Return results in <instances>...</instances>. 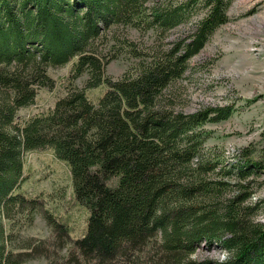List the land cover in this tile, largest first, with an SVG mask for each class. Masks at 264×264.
<instances>
[{
  "label": "trees",
  "instance_id": "trees-1",
  "mask_svg": "<svg viewBox=\"0 0 264 264\" xmlns=\"http://www.w3.org/2000/svg\"><path fill=\"white\" fill-rule=\"evenodd\" d=\"M229 5L0 0V264H264V222L257 219L259 205L250 203V178L264 160H251L244 149L223 161L206 148L205 126L227 118L230 107L186 113L173 100L190 62L229 22ZM128 29L151 31L156 41L142 48L119 35ZM122 55L135 59V67L109 77L108 65ZM68 64L64 93L18 121L40 90L55 87L50 71ZM84 76V87L76 86ZM100 87L101 96L87 92ZM47 149L71 174L73 206L88 211L77 239L70 235L76 217L42 208L41 193L21 189L25 155ZM37 213L52 237L22 232ZM214 251L225 258L198 257Z\"/></svg>",
  "mask_w": 264,
  "mask_h": 264
},
{
  "label": "rangeland",
  "instance_id": "rangeland-1",
  "mask_svg": "<svg viewBox=\"0 0 264 264\" xmlns=\"http://www.w3.org/2000/svg\"><path fill=\"white\" fill-rule=\"evenodd\" d=\"M227 15L229 22L215 32L201 54L190 62V70L177 84L173 100L176 108L186 113L204 106L230 107L231 112L227 118L205 126L204 130L209 134L206 148L221 154L223 161L234 160L245 149L251 160L261 163L264 160V0H230ZM198 17L194 16L191 22ZM191 27L190 23L172 31L169 39ZM119 35L142 48H149L156 41L151 31L142 34L128 29L120 31ZM136 63L135 59L122 55L108 65L107 75L118 79L129 69L132 70ZM70 66L68 64L50 71L56 81L55 87L52 90H40L35 103L19 111L18 121L53 105L64 93ZM86 80L87 76H84L75 84L83 88ZM104 90L105 87H100L87 92L95 98L101 96ZM25 175L26 180L21 184V189L26 191V195L41 193L45 202L44 205L40 201L42 208L48 207L54 211V206L65 219L76 217L70 235L72 239L81 237L85 231L88 211L73 206L71 174L66 165L58 162L48 149L30 152L25 155ZM250 179L254 181L250 188L254 193L250 203L259 205L257 219L264 222V169ZM55 192L58 194L55 195ZM64 192L65 195L60 197ZM54 198L58 200L56 203H53ZM6 221L3 220V223ZM73 223L71 221V225ZM22 232L38 239L53 235L41 213H37L33 226L27 231L22 229ZM202 256L223 258L224 254L200 252L198 257ZM24 264L48 262L46 259H34Z\"/></svg>",
  "mask_w": 264,
  "mask_h": 264
},
{
  "label": "water",
  "instance_id": "water-1",
  "mask_svg": "<svg viewBox=\"0 0 264 264\" xmlns=\"http://www.w3.org/2000/svg\"><path fill=\"white\" fill-rule=\"evenodd\" d=\"M225 255H226V254H225ZM223 258H225V256H224Z\"/></svg>",
  "mask_w": 264,
  "mask_h": 264
}]
</instances>
